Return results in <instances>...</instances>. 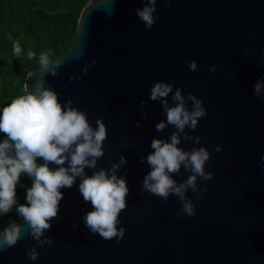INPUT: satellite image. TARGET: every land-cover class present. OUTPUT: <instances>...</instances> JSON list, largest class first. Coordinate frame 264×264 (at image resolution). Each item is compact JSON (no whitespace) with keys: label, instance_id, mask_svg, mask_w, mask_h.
<instances>
[{"label":"water","instance_id":"obj_1","mask_svg":"<svg viewBox=\"0 0 264 264\" xmlns=\"http://www.w3.org/2000/svg\"><path fill=\"white\" fill-rule=\"evenodd\" d=\"M143 6V0H88L75 43L53 59L63 61L58 75L29 71L23 84L25 93L50 89L62 105L72 100L93 128L97 119L105 123V155L97 169L85 172L91 176L126 158L117 173L126 174L129 188L118 225L126 230L123 239L106 241L90 233L82 217L93 209L80 195L77 178L72 188L61 189L58 217L45 232L53 246L40 247L25 225L23 239L0 248V264H264V95L253 90L264 79V0H171L170 8L158 0L151 29L136 15ZM93 60L97 63L89 67ZM190 61L197 71L188 69ZM161 81H174L173 91L195 95L207 111L195 131L185 130L200 143L182 139L178 145L211 153L205 171L213 179L197 180L207 191L186 194L196 205L192 217L177 215L182 204L174 195L164 201L141 194L152 140H168L175 131L171 125L161 132L155 128L166 121L161 103L150 100L151 87ZM142 101H147L143 109ZM187 106L191 110V102ZM189 175L181 167L173 179L180 183ZM22 177L31 187L32 179ZM9 220L23 224L10 216L0 231ZM31 248L39 253L35 261L27 256Z\"/></svg>","mask_w":264,"mask_h":264},{"label":"clouds","instance_id":"obj_2","mask_svg":"<svg viewBox=\"0 0 264 264\" xmlns=\"http://www.w3.org/2000/svg\"><path fill=\"white\" fill-rule=\"evenodd\" d=\"M158 0H143L144 6L136 9V15L147 29H151L157 17L156 4ZM167 7H171V0H161ZM22 52L19 41L13 44V54L19 56ZM245 55L250 56L251 53ZM28 59L35 53L29 51ZM97 61L93 60L91 65ZM39 64L41 72L50 71L51 76L58 75L57 69L61 68V59L50 60L48 52H41ZM192 72L197 71V63H186ZM83 73L86 75L88 67ZM216 71V66L210 68ZM33 74L29 73V77ZM77 77H70L75 81ZM174 88V81L156 82L150 89V100L159 101L166 121L156 124L157 132L165 130L171 125L175 131L168 140L153 139L151 149L146 157L150 171L145 175L141 194L149 193L167 201L170 195L179 198L182 204L178 216L192 217L196 213V205L186 194L191 192L202 194L207 189L199 188L198 178L211 181L213 174L205 171L206 162L211 153L204 147L192 148L185 151L178 147L182 139L200 143V137L186 133V129L195 131L198 121L207 116L203 101L189 93L185 97L183 89ZM257 97L264 95V79L258 80L253 86ZM171 96V106L169 104ZM191 102V110L188 108ZM147 106V101H142L140 108ZM147 119V113L142 117ZM93 128L85 112L73 107V101L68 100L63 105L59 102L58 94L54 90L43 89L38 94L27 92L2 109L0 113V133L6 137L0 142V216L8 214L13 207L23 224L9 220L6 227L0 231V248L14 247L24 238L25 225L27 233L40 247H52L53 240L45 237V232L51 228L54 218L58 217L59 204L64 198L61 189L72 188L77 178L79 193L85 203H90L92 211L87 212L82 220L92 234L110 241L117 238L123 239L125 229L120 225V214L127 207L126 197L129 194L126 174L118 176L121 167L127 163L122 155L118 163L111 164L105 170L100 168L88 176L85 169H97V162L105 153L104 142L107 139V127L102 119L96 120ZM137 127H140L137 122ZM170 141V142H169ZM217 153L222 151L220 146L215 148ZM37 160L42 163L38 164ZM140 164L145 163L141 158ZM264 165V156L260 158ZM54 164L56 167L50 168ZM67 164V167H65ZM181 167L191 175L183 182L177 183L174 174H179ZM27 175L32 179V185L26 189V203L19 204L16 190L21 185V177ZM75 228L76 225H73ZM44 237V238H42ZM27 256L35 261L39 253L35 248L27 252Z\"/></svg>","mask_w":264,"mask_h":264},{"label":"trees","instance_id":"obj_3","mask_svg":"<svg viewBox=\"0 0 264 264\" xmlns=\"http://www.w3.org/2000/svg\"><path fill=\"white\" fill-rule=\"evenodd\" d=\"M87 2L88 0H0V113L23 87L27 73L41 68V65L35 63L38 52H48L49 59L53 60L73 46L76 41L77 20ZM68 29L74 36L69 43L61 36V32ZM17 41L22 49L19 56L13 54V44ZM29 51L35 53L34 58L28 59ZM4 139L5 135L0 133V142ZM37 163L42 161L37 160ZM21 182L29 187L23 177ZM17 200L19 204L26 203L23 197L17 196ZM10 216L17 217L15 206L8 214L0 216V223Z\"/></svg>","mask_w":264,"mask_h":264},{"label":"rangeland","instance_id":"obj_4","mask_svg":"<svg viewBox=\"0 0 264 264\" xmlns=\"http://www.w3.org/2000/svg\"><path fill=\"white\" fill-rule=\"evenodd\" d=\"M36 3H38V2H36ZM59 11V10H58ZM56 12V11H55ZM35 30H37V27H35ZM62 34H61V36L64 38V41L65 42H67V43H69V42H72V38L74 37L73 35H71L70 33H72L71 31H70V29H68V30H65V31H63V32H61ZM40 54L41 53H37V57H36V60H35V63H37V64H39V56H40ZM40 65V64H39ZM42 68V67H41ZM40 68V69H41ZM26 93H25V90H24V88L23 87H21L19 90H18V93L13 97V100L14 99H16V98H18L19 96H21V95H25ZM20 183H21V185H23V186H18L17 187V190H16V194H17V196H19V197H23V198H25L26 199V189L27 188H30V187H26V186H24L25 184H23L21 181H20ZM18 217V216H17ZM5 220V219H4ZM3 220V221H4ZM2 221V222H3ZM1 222V223H2Z\"/></svg>","mask_w":264,"mask_h":264}]
</instances>
